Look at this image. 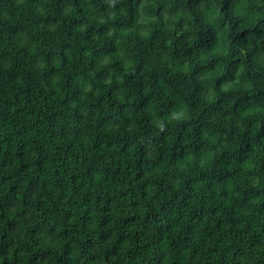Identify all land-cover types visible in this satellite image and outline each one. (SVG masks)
<instances>
[{
    "label": "trees",
    "instance_id": "16d2710c",
    "mask_svg": "<svg viewBox=\"0 0 264 264\" xmlns=\"http://www.w3.org/2000/svg\"><path fill=\"white\" fill-rule=\"evenodd\" d=\"M0 264H264V0H0Z\"/></svg>",
    "mask_w": 264,
    "mask_h": 264
}]
</instances>
